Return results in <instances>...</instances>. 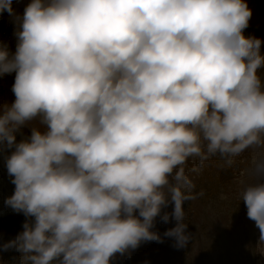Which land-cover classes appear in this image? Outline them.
Wrapping results in <instances>:
<instances>
[{
	"label": "clouds",
	"instance_id": "obj_1",
	"mask_svg": "<svg viewBox=\"0 0 264 264\" xmlns=\"http://www.w3.org/2000/svg\"><path fill=\"white\" fill-rule=\"evenodd\" d=\"M15 52L0 41V150L29 219L0 247L15 264H111L142 241L192 239L190 172L252 149L241 192L264 246V39L246 36V0H31ZM26 126L31 135L17 141ZM191 165V166H189ZM202 194V193H201ZM174 204L163 236L156 217Z\"/></svg>",
	"mask_w": 264,
	"mask_h": 264
},
{
	"label": "rangeland",
	"instance_id": "obj_2",
	"mask_svg": "<svg viewBox=\"0 0 264 264\" xmlns=\"http://www.w3.org/2000/svg\"><path fill=\"white\" fill-rule=\"evenodd\" d=\"M30 2L13 0V6L17 13L22 14ZM246 3L252 9V16L249 26L244 29L245 35L264 39V0H246ZM15 29L13 17L7 11L0 14V39L9 44L12 52H15L17 44ZM6 79L5 85L10 86L11 77ZM15 99L12 90L0 91V104H10ZM24 128L25 131L22 129L17 133V141L31 135V127ZM12 151L14 148L0 150V216L20 213L6 203L16 188L6 163ZM252 151L249 149L242 153L231 166H227L220 156H214L199 172V175L209 174L211 178L208 182L199 180V191H194L197 198L185 202V222L188 223L187 231L192 234L186 247H175L174 238L167 236L163 242L142 241L135 249L116 253L111 264H207L206 260L210 261L209 264H264V246H259L260 229L248 217L247 205L241 199L244 187L254 180L249 173ZM173 210L174 204L164 208L161 216L156 217L152 230L163 236L169 228L175 227L177 221L174 217L167 223L161 218L163 212L171 213ZM202 251H205L204 256ZM0 257L6 260L3 253ZM1 264H6V261Z\"/></svg>",
	"mask_w": 264,
	"mask_h": 264
},
{
	"label": "trees",
	"instance_id": "obj_3",
	"mask_svg": "<svg viewBox=\"0 0 264 264\" xmlns=\"http://www.w3.org/2000/svg\"><path fill=\"white\" fill-rule=\"evenodd\" d=\"M3 32H6V31H3ZM0 41H3V40L0 39ZM15 76H16L15 72L0 76V91L12 90V86L15 82ZM6 77H8V79H9V77H11L12 81H11L10 86L5 85V82L7 81ZM206 163L207 162H205L204 166H206ZM189 166H191V165H189ZM189 174L195 179V182L197 185H199V180L204 179V180H206V182H208L209 181L208 178H211V175H209V174L199 175V172L198 173L190 172ZM204 185H206V184H204ZM14 186H15V184H14ZM29 219L34 220V217L30 218V217L26 216L23 212H20L17 214H10V215H6V216H0V245H2L3 243H5L9 240H12L17 235H19L21 232H23L24 231V224ZM0 253H3V256L6 258V260H4L3 258L0 257V260H1L0 262L5 263V261H6V264H15V261L13 260V258L14 257H20L23 255L21 252H18L16 250L4 251L2 249V247H0ZM204 254H205V251H202V256H204ZM205 262L207 264H209L210 261L206 260Z\"/></svg>",
	"mask_w": 264,
	"mask_h": 264
}]
</instances>
